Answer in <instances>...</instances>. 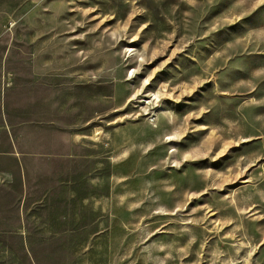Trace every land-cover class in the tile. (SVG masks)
<instances>
[{"label": "rangeland", "instance_id": "rangeland-1", "mask_svg": "<svg viewBox=\"0 0 264 264\" xmlns=\"http://www.w3.org/2000/svg\"><path fill=\"white\" fill-rule=\"evenodd\" d=\"M0 264H264V0H0Z\"/></svg>", "mask_w": 264, "mask_h": 264}, {"label": "crops", "instance_id": "crops-1", "mask_svg": "<svg viewBox=\"0 0 264 264\" xmlns=\"http://www.w3.org/2000/svg\"><path fill=\"white\" fill-rule=\"evenodd\" d=\"M5 66V59L4 58H1L0 59V75L2 74L3 72V67Z\"/></svg>", "mask_w": 264, "mask_h": 264}]
</instances>
